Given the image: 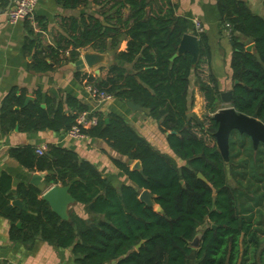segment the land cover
Wrapping results in <instances>:
<instances>
[{"label":"trees","instance_id":"obj_1","mask_svg":"<svg viewBox=\"0 0 264 264\" xmlns=\"http://www.w3.org/2000/svg\"><path fill=\"white\" fill-rule=\"evenodd\" d=\"M56 1L65 8L92 3L99 8L70 19L65 44L36 53L32 67L44 72L60 61L76 62L88 48L111 52L113 62L105 67L107 77L93 74L89 81L121 101L148 109L163 133L177 134L166 136L168 154L154 147L120 114L92 113L97 123L83 132L105 140L127 159L111 157L131 181L118 187L72 150L54 144H48L42 154L33 146L13 148L12 155L30 171H52L46 177L48 182L69 185L75 200L88 206L93 216L91 223L76 217L63 220L40 198L37 187L21 183L13 192L11 176L1 172L0 215L11 222V240L33 245L40 237L58 248L72 247L78 264H246L264 241V167L260 172L261 165L244 141L232 150L230 142L228 163L219 152L214 136L218 124L211 114L219 108L221 89L213 73L208 82L198 75L207 119L188 116L194 104L191 75L204 60L211 65L207 33H197L192 21L178 14V5L172 0ZM217 7L220 27L230 30L233 44L232 106L264 119V17L253 13L243 0H217ZM190 31L199 37L197 63L189 53L172 60L182 37ZM125 38L127 48L118 51ZM249 43L255 44L252 52L246 50ZM24 99L12 92L2 101L0 123L6 132L19 126L25 132L49 129L67 133L78 116L90 110L71 93L63 99L38 92L37 99L27 105ZM245 153L249 158L241 157ZM260 158L264 164V155ZM135 161L141 162V170L131 169ZM249 170L252 182L260 186L257 191L245 184ZM143 189L154 194L162 212L140 200ZM15 198L22 200L26 211L12 205ZM205 224L200 246L194 249L190 243ZM140 241L142 246L136 250ZM260 252L264 257V246Z\"/></svg>","mask_w":264,"mask_h":264},{"label":"crops","instance_id":"obj_2","mask_svg":"<svg viewBox=\"0 0 264 264\" xmlns=\"http://www.w3.org/2000/svg\"><path fill=\"white\" fill-rule=\"evenodd\" d=\"M15 1L13 0L12 4ZM243 1L253 13L264 17V0ZM172 2L178 5V14L187 17L194 26L195 19H199L204 27V32L209 37L212 55L211 65H209L210 61L204 60L200 66L203 69L199 68L198 72H193L191 75L190 92L194 104L190 112L193 113V116L196 115L202 119L198 111L199 107L205 105V98L200 90L198 75L204 76V73H199V71L207 72L208 68V75L213 73L218 79L221 92L233 90L231 68L233 44L230 41V30L221 29L220 27L221 17L217 0H172ZM9 3L10 0H0V108L4 98L12 92L17 97L24 96L25 105L35 101L38 92H41L44 96H58L63 97V99L66 94L71 93L88 104L93 113L108 114L113 112L120 114L154 147L161 152L171 154L166 140L168 131L166 133L162 132L158 122L149 117L148 109L141 106L142 111L134 112L127 105V102L115 97L102 103H98L89 97L83 81L93 74L96 77L105 79L107 77L105 67H101L99 74L96 71H91L88 67L77 69L74 66L75 62L71 61H60L57 64H52L53 69L44 72L36 71L32 67L36 53L39 51L44 53L48 46L57 47L59 43L65 44L64 39L69 35L70 19H79L83 14L88 15L91 11L97 10L98 5L92 3L88 6L65 8L56 0H40L32 19L11 24L7 16L8 10H5ZM128 12V9H126L125 15ZM190 32L193 33V31ZM126 48L127 39L125 38L122 40L118 51H124ZM82 51L80 57H82ZM79 71L81 72L78 78L76 73ZM84 75H86L85 79ZM27 97H31V99L27 101ZM219 105L226 107L232 106V103L226 105L220 99ZM42 107L45 108L46 104L42 103ZM16 109L18 110L19 107H16ZM243 136L248 137L247 135ZM48 144L72 150L81 159L92 162L116 187L125 183L131 184L129 178L113 164L111 157L121 160L127 159L119 155L103 139L91 137L88 139H73L66 133L54 132L49 129L25 132L19 126H16L10 132H6L0 123V173L5 172L11 176L13 192L17 190L21 183L31 184L32 175L41 172H33L27 169L12 155L11 150L15 147L26 146L40 148ZM135 162L131 163V169H133ZM53 185L62 184L53 183L49 185V188ZM42 197L43 193L40 195V198ZM15 199L22 202L20 198ZM11 203L13 205V200ZM68 216L69 218L66 221L76 217L91 223L93 215L88 206L75 201L68 206ZM10 229L11 222L0 215V264H78L72 247L58 248L45 242L40 237L36 239L33 245H26L11 240Z\"/></svg>","mask_w":264,"mask_h":264},{"label":"water","instance_id":"obj_3","mask_svg":"<svg viewBox=\"0 0 264 264\" xmlns=\"http://www.w3.org/2000/svg\"><path fill=\"white\" fill-rule=\"evenodd\" d=\"M12 2L13 0H10L9 5L5 10L10 9ZM246 50L249 52L254 51L255 44H249L246 47ZM185 53L191 54L193 58V63H197L200 54V45L199 37L196 34L191 32L186 33L180 41L178 51L173 55L171 59L173 60L179 55ZM112 62L113 54L111 52L100 53L91 48H88L82 51V57H80L74 63V66L77 69H83L85 67H88L91 71H96V73L99 74L101 67H108ZM232 96L233 90L223 91L220 93V99L226 105H230L232 103ZM30 99L31 97H27V101H29ZM127 105L134 112L143 110L140 105L135 104L133 101L127 102ZM188 116L192 117L193 113L189 112ZM212 117L218 124L217 130L214 133L216 139V146L226 163H228L230 160V136L234 132H238L241 135H247L248 137H250L255 150H257L259 146H264V119H259L257 115L250 116L238 112L233 106H226L217 110ZM108 121V118H106V122ZM166 134H177V132L168 131ZM133 169L141 170V162L136 161L133 166ZM49 174H52V171L34 174L30 179V183L36 186L43 193L42 198L48 202L52 211L55 212L62 219L66 220L69 218L68 206L74 203L76 200L70 193L69 185H53L49 188V185L53 184V182H48L46 179L47 175ZM198 177L208 183L207 178L202 173H198ZM75 180L76 179L72 180V182H75ZM139 198L142 202H144L150 207L156 206L155 196L148 189H144L140 193ZM13 205L22 210H27L25 205L19 199L13 200ZM156 211L162 212V207L157 205ZM17 226L21 227V222H18ZM213 227L215 228V225ZM202 235L203 230H199L190 243L192 248H199ZM142 243L143 241H140V243L136 245V250L140 249ZM189 257L193 259L194 254H191ZM112 263H115V261H112Z\"/></svg>","mask_w":264,"mask_h":264},{"label":"built area","instance_id":"obj_4","mask_svg":"<svg viewBox=\"0 0 264 264\" xmlns=\"http://www.w3.org/2000/svg\"><path fill=\"white\" fill-rule=\"evenodd\" d=\"M39 3L40 0H16L7 11L9 22L11 24H15L22 20L32 19ZM194 23L195 31L197 33L204 31V27L199 19H195ZM83 84L89 97L98 103L106 102L114 98L112 94L108 93L104 89H101L93 81H89V77L83 81ZM92 113L93 112L91 110L82 112L78 116L76 124L66 134L73 139L90 138L83 132V128H89L97 123V117L93 116ZM46 150L47 145L37 148V152L39 154H42Z\"/></svg>","mask_w":264,"mask_h":264},{"label":"rangeland","instance_id":"obj_5","mask_svg":"<svg viewBox=\"0 0 264 264\" xmlns=\"http://www.w3.org/2000/svg\"><path fill=\"white\" fill-rule=\"evenodd\" d=\"M200 69H203L202 67L200 68ZM207 72H201V71H199V73H204V76H200L201 77V79L203 80V81H206V82H208V80H209V75H208V68H207V70H206ZM196 107V106H195ZM199 107V106H198ZM202 107V106H201ZM201 107H199V111H198V113L201 115V117L202 118H204V119H207V115H208V112H207V110L205 109V105L201 108ZM223 106H221V105H219V108H218V110L220 109V108H222ZM213 114V113H212ZM211 114V115H212ZM235 136V137H234ZM241 141H244L247 145H246V148H248V151H250V149H251V151L253 152V156H254V158H256L257 160H258V164H260L261 165V168H259V170H260V172L262 171V169H263V167H264V164H263V162H262V160H261V158H260V156H262V155H264V148H263V146H259V149H257V150H255L254 148H253V146H252V141L248 138V137H246V136H243V135H240L239 133H237V132H234L233 134H231V136H230V142H231V150L234 148V147H237V148H240L239 146H240V142ZM237 144H239L238 146H237ZM245 148V149H246ZM252 148H253V150H252ZM250 151V152H251ZM262 153V154H261ZM241 157H245V159L246 158H249L248 157V155L245 153V154H242L241 155ZM247 165H248V167H249V165H250V163H249V161L247 162ZM249 173V174H248ZM248 178H246L245 179V184H246V182H247V186L251 189V190H253V191H257V189H259V184H254L253 182H252V180H251V171L249 170L248 171ZM258 181V180H257ZM259 182V181H258ZM231 183L234 185V182H233V180H231ZM258 193V192H257ZM260 194L258 193V194H256V196L258 197ZM208 225H203V226H201L200 228H199V230H204L206 227H207ZM263 227H264V225H263ZM263 246H264V241L262 242V246L259 248V250H258V252L256 253V255H255V257L253 258L252 256L249 258V261H247L246 262V264H261V262L263 261L264 262V257H262L260 254H261V249L263 248Z\"/></svg>","mask_w":264,"mask_h":264},{"label":"flooded vegetation","instance_id":"obj_6","mask_svg":"<svg viewBox=\"0 0 264 264\" xmlns=\"http://www.w3.org/2000/svg\"><path fill=\"white\" fill-rule=\"evenodd\" d=\"M249 138V137H248ZM251 140V138H249Z\"/></svg>","mask_w":264,"mask_h":264}]
</instances>
